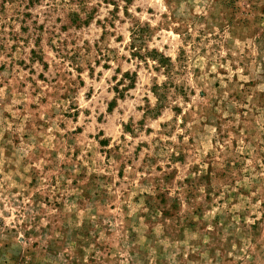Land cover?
<instances>
[{
    "label": "rangeland",
    "instance_id": "374dc122",
    "mask_svg": "<svg viewBox=\"0 0 264 264\" xmlns=\"http://www.w3.org/2000/svg\"><path fill=\"white\" fill-rule=\"evenodd\" d=\"M0 264H264V0H0Z\"/></svg>",
    "mask_w": 264,
    "mask_h": 264
},
{
    "label": "trees",
    "instance_id": "16d2710c",
    "mask_svg": "<svg viewBox=\"0 0 264 264\" xmlns=\"http://www.w3.org/2000/svg\"><path fill=\"white\" fill-rule=\"evenodd\" d=\"M147 31V28H144V26H141L139 23H137L135 26H134V29H132V39L134 40V42L132 43V45H134V43H135V35L134 34H137L139 31ZM136 54H138V55H136ZM148 54H150V56H151V58L153 59V60H156L157 58H158V61L160 62V63H162V64H165V63H169V61H170V58L169 57H167V56H165V55H163V54H160L159 52H158V50H156V49H153V50H150V51H148ZM133 55H136V56H140V58H143L144 56L143 55H141L140 54V52H138V53H133ZM130 75V73H126L125 74V76L127 77V76H129ZM135 76H136V74L134 73L133 74V77H132V83H131V85L130 86H133V84L135 83ZM125 89H122V90H120V89H118V87H116V92L118 93V95H120V96H124V93H123V91H124ZM115 103V101H112L111 102V104H110V108H113V104ZM158 107H159V105H158Z\"/></svg>",
    "mask_w": 264,
    "mask_h": 264
}]
</instances>
